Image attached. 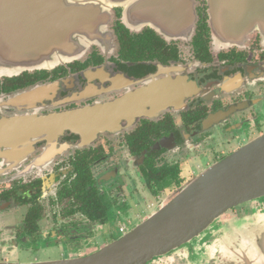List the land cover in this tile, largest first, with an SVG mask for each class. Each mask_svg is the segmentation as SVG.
Segmentation results:
<instances>
[{"label": "flooded vegetation", "instance_id": "flooded-vegetation-1", "mask_svg": "<svg viewBox=\"0 0 264 264\" xmlns=\"http://www.w3.org/2000/svg\"><path fill=\"white\" fill-rule=\"evenodd\" d=\"M208 7L193 0L183 38L127 26L113 8L106 48L0 76V262L92 255L264 134V34L218 43ZM75 112L80 127L60 125ZM239 208L144 264H221L217 234L247 216ZM245 261L264 264V251Z\"/></svg>", "mask_w": 264, "mask_h": 264}, {"label": "water", "instance_id": "water-1", "mask_svg": "<svg viewBox=\"0 0 264 264\" xmlns=\"http://www.w3.org/2000/svg\"><path fill=\"white\" fill-rule=\"evenodd\" d=\"M208 6V25L218 43H241L253 31L264 34V0H208ZM113 8H122L127 26H147L166 38L193 32V0H0V76L65 64L91 45L106 48L112 41L108 24ZM82 116L75 112L57 119L62 126L80 127ZM261 198L264 134L188 182L146 222L92 255L0 264H144L197 238L228 209ZM222 234L217 247L221 264H246L250 253L264 251V212L229 223Z\"/></svg>", "mask_w": 264, "mask_h": 264}, {"label": "rangeland", "instance_id": "rangeland-1", "mask_svg": "<svg viewBox=\"0 0 264 264\" xmlns=\"http://www.w3.org/2000/svg\"><path fill=\"white\" fill-rule=\"evenodd\" d=\"M258 202H264V198H261ZM254 204H256V203H254ZM251 205H253V204H251V203H248V204H245V205H240V206H238V207H240L239 209H244V210H246V211H244V214H247V216H245V217H249V219H250V217H252L256 212H257V210H256V208H254L253 206H251ZM252 208V209H251ZM243 214V213H242ZM240 221H238L237 222V224L239 223ZM233 223V222H232ZM214 224V223H213ZM212 224V225H213ZM228 224V223H227ZM226 224V225H227ZM210 226L207 230H205L201 235H199L197 238H194V240L195 239H198V238H200L201 236H203L204 234H205V232L206 231H208L209 229H211L213 226ZM224 226V228L221 230V232H218V234L217 235H219V238H217V241L215 242V243H218L219 241H220V239H221V236L223 235L222 234V232L224 231V230H226V228L228 227V225L227 226ZM194 240H192V241H194ZM206 246H209V244L208 245H206ZM34 260H36L35 259V257H19L18 259H16V261H13L14 263H27V262H32V261H34ZM37 260H44V259H37Z\"/></svg>", "mask_w": 264, "mask_h": 264}]
</instances>
